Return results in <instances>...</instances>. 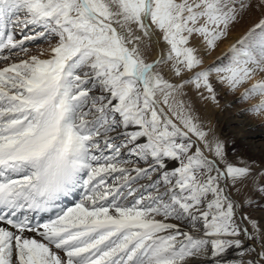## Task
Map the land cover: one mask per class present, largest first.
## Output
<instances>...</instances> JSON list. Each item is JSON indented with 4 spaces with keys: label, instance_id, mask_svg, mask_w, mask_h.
I'll return each instance as SVG.
<instances>
[{
    "label": "snow or ice",
    "instance_id": "6c2138e0",
    "mask_svg": "<svg viewBox=\"0 0 264 264\" xmlns=\"http://www.w3.org/2000/svg\"><path fill=\"white\" fill-rule=\"evenodd\" d=\"M257 138L264 0H0V264H264Z\"/></svg>",
    "mask_w": 264,
    "mask_h": 264
},
{
    "label": "bare ground",
    "instance_id": "6f19581e",
    "mask_svg": "<svg viewBox=\"0 0 264 264\" xmlns=\"http://www.w3.org/2000/svg\"><path fill=\"white\" fill-rule=\"evenodd\" d=\"M243 31H244L243 28L236 27V29L234 30L232 35H233V37H236L239 34H241ZM227 47H228V42L221 44L220 47L217 49L216 53L214 54V56L219 55L220 53L224 52L227 49ZM157 51L158 50L156 49L155 45H153V48L151 50V58H155V56L157 55ZM214 56H210L209 59L210 60L213 59ZM233 99L234 98L232 96H221L220 97V104L221 105L230 104V100L233 101ZM241 107H243V106L240 105L238 108L235 106H231L225 111H220L219 109H217L211 105L200 106L201 116L205 120H211L213 123H216L218 120L219 122L216 125L217 131L219 132L220 130L223 129L225 131V133H227L229 131H233V129H231V127H230L231 124H236V123L241 122V120L237 116V113ZM255 143L259 145V144L264 143V141H261L257 138Z\"/></svg>",
    "mask_w": 264,
    "mask_h": 264
},
{
    "label": "rangeland",
    "instance_id": "374dc122",
    "mask_svg": "<svg viewBox=\"0 0 264 264\" xmlns=\"http://www.w3.org/2000/svg\"><path fill=\"white\" fill-rule=\"evenodd\" d=\"M249 20H244V21H242L239 25H237V27H239V28H243V29H245L247 26H248V24H249ZM233 101L232 100H230V104L232 105V106H235V107H239L240 106V104H234V103H232ZM78 199V197H75V199L74 200H77ZM69 206H71V205H69Z\"/></svg>",
    "mask_w": 264,
    "mask_h": 264
}]
</instances>
